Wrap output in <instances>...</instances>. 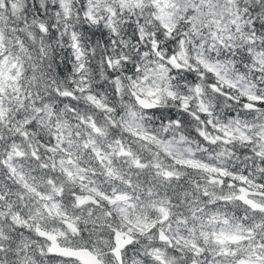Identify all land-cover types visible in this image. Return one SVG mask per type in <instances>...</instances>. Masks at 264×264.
Returning <instances> with one entry per match:
<instances>
[{"label":"clouds","instance_id":"obj_1","mask_svg":"<svg viewBox=\"0 0 264 264\" xmlns=\"http://www.w3.org/2000/svg\"><path fill=\"white\" fill-rule=\"evenodd\" d=\"M171 4L175 7L168 11L175 15L169 33L154 18L159 12L152 0H142V6L136 0H83V5L81 0H0V54L7 56L0 64V264H76L49 252L53 242L40 231L55 235L60 248L91 250L101 264H163L184 245V229L193 227L188 212L192 199L186 200L184 193L199 196L195 185L206 184V174L178 161L215 162L240 172L248 169L259 178L253 161L256 167L264 164L254 156V145L210 144L200 133L215 137L216 132L198 117L207 109L212 113L208 119L239 118L252 129L264 126L259 113L241 115L244 110L227 98L238 101L239 93L229 92L226 82L239 83L264 59V34L256 35L250 27L246 31L241 0H214L218 23H210L202 9L186 27L181 17L190 4ZM237 9L239 31L231 23ZM138 18L144 23L137 24ZM40 25H51V30L42 31ZM153 32L161 35V55L146 47ZM164 45L173 50L175 63ZM13 63L17 67L11 75L18 77L14 82L4 79ZM227 153V159H216ZM208 188L224 191L219 184ZM97 192L127 193L128 203L136 206L129 209L130 217L149 222L159 221L163 203L171 208L168 223L173 230L157 223L155 231L141 234L125 221L120 204H107ZM87 196L100 204L81 205L78 197ZM209 210L215 211L210 205ZM221 211L229 219L237 211L241 219L254 217L235 198ZM178 212L189 219L179 233ZM201 216L206 231L218 228ZM65 220L79 231L69 230ZM129 228L132 246L122 249L117 259L113 232ZM161 228L174 242L173 251L160 241ZM195 228L199 233L201 221ZM261 239L264 234L257 235L256 243ZM201 244L215 248L211 237Z\"/></svg>","mask_w":264,"mask_h":264},{"label":"snow or ice","instance_id":"obj_2","mask_svg":"<svg viewBox=\"0 0 264 264\" xmlns=\"http://www.w3.org/2000/svg\"><path fill=\"white\" fill-rule=\"evenodd\" d=\"M137 6H142V0H136ZM190 7L184 8V15L181 17L183 21L182 27H186L189 23H193L197 18V14H202V9L206 11L207 16L210 18V23H218L215 19L216 11L214 7V0H187ZM243 5V16L246 18L244 23L246 25V31L250 30L256 35L264 34V0H241ZM83 5V0H81ZM152 4L156 7L159 15L155 13L154 18L160 22V26L166 29L169 33L173 32L171 26L173 21L174 12L168 11L169 6L175 7L171 4V0H152ZM13 8H17V4L12 5ZM39 10V8L37 9ZM177 11L179 9L177 8ZM115 15V13H113ZM236 19L231 23L239 31V25L237 20L240 19V9L236 10ZM93 23L96 22L95 17L89 16ZM137 24H143L142 19H137ZM42 31L51 30V25L45 28L44 25H40ZM15 31V29H12ZM87 31V29H85ZM143 32V28L140 29ZM178 31V29H177ZM185 35H187L185 33ZM151 36L154 39L146 45V47L156 51L157 55H161V46L158 45V41L161 39L159 33L153 32ZM230 38V37H229ZM4 31L0 27V48L4 47ZM175 43L174 40H170L169 44ZM183 43V41H181ZM163 47L168 49L169 56H172V62L175 63V56L173 50L164 45ZM143 51V49H142ZM147 55V52H145ZM248 59L247 56L244 57ZM7 62V56L0 54V64ZM17 65L13 63L9 69L8 74L4 77L5 80L16 81L17 76L11 75V70L16 68ZM227 72V69H224ZM228 84V91H238L239 100H236L235 96L229 95L227 98L230 102H236L244 110L241 115L247 113L248 115H255L257 113L260 116H264V59H260L253 68L247 73L246 76L239 78V83H233L231 80L226 81ZM10 86V85H9ZM214 87H216L214 85ZM3 89L0 88V91ZM217 92H220L219 88H216ZM199 92V88H197ZM151 94V93H150ZM223 95L224 93H220ZM169 96L173 94L168 93ZM4 112L0 109V116H3ZM212 113L207 109H204L198 119L206 121L208 126L216 132L215 137H207L204 132L200 135L208 139L210 144L222 143L224 145H233L237 141L244 145H254L252 151L256 159H259L264 164V126L257 124L255 129H252L248 121H241L239 118L235 120L219 121L208 119ZM174 119V118H173ZM259 119V117H257ZM29 127H32L30 124ZM19 131V129H17ZM251 133V134H250ZM27 136V132L23 133ZM51 151V149H49ZM126 154V153H123ZM17 156L22 153L17 152ZM231 153L219 154L216 159L220 160L221 157L227 159ZM250 159V157H246ZM178 163L182 166L189 167L194 170H198L205 175L204 179L206 184H196V192L200 195L197 196L195 192H185L184 197L192 199L188 212L193 222V227L185 228L186 235L181 236L180 239L184 240L183 246L176 247L170 261H163V264H264V239H261L259 244L256 243V237L258 234H264V167H256L255 161H253V167L255 173L259 174L257 179L255 175L248 169L243 172L237 170V168L229 169L221 164L207 163L196 159L180 160ZM138 166H140L138 164ZM69 175L71 173L69 172ZM166 177H172V172H165ZM219 184L224 191L217 194L215 191H209L208 185ZM96 191V189H93ZM97 195L101 197L103 201H106L109 205L120 204L119 211L124 215L125 221L135 227L141 234L150 233L156 230V225H167L169 232H171L172 225L168 223L170 217H172L171 208L161 203L158 207L160 213L159 221L149 222L147 218L142 216H136L131 218L129 215V209H133L136 206L129 202V196L125 192H114L112 195H108L102 192H97ZM233 198L238 203L244 205L246 211L254 213L252 220L248 215H244L241 219L239 212L229 219L227 212H222L221 208H227L232 203ZM78 201L81 205L86 203H92L99 205L100 201L92 196L78 197ZM222 202L220 207H217V203ZM205 204V207H199L200 204ZM179 202H177V205ZM212 206L215 211H205L208 206ZM47 207V206H45ZM58 209V205H53ZM230 210V209H229ZM201 214L207 217L208 224H215L218 226L212 232L205 230L203 224V218ZM111 215V213H109ZM201 221V228L197 233L195 228V222ZM66 227L73 233L79 231L75 223L64 221ZM189 219L186 216H182L179 212L176 217V229L177 233L180 232L181 225H187ZM39 231V229H37ZM131 228L127 231L115 230L113 232V240L115 247L113 253L117 259L120 258L122 249H126L132 246L133 240L130 235ZM42 237H47L51 240L52 247L49 249L51 253H57L63 255L69 259L75 260L76 264H101L100 259L91 250L87 248L81 249H67L60 248L56 244L57 237L46 232H39ZM62 235V233H61ZM211 237L212 243L215 245L214 249H205L202 246L201 241L207 243ZM159 239L162 243H166L168 251H173V241L170 236L164 231L163 228L159 231ZM179 245V242H175ZM186 249H190L187 255H183ZM258 249L260 251H258ZM157 251L160 249L157 248ZM223 257L224 259H221ZM229 257L234 259L229 260ZM161 260V257H157Z\"/></svg>","mask_w":264,"mask_h":264}]
</instances>
